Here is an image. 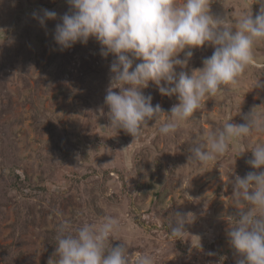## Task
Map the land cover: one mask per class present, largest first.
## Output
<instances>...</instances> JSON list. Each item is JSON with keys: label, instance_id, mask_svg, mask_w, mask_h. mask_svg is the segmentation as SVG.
Returning a JSON list of instances; mask_svg holds the SVG:
<instances>
[{"label": "rangeland", "instance_id": "obj_1", "mask_svg": "<svg viewBox=\"0 0 264 264\" xmlns=\"http://www.w3.org/2000/svg\"><path fill=\"white\" fill-rule=\"evenodd\" d=\"M69 7L67 0H0V264H48L60 220L80 226L105 215L121 221L113 247L125 241L130 253L153 255L155 264H237L241 256L227 235L226 218L238 217L240 209L231 201L229 181L264 171L247 163L250 146L264 143V135L234 141L206 165L191 162L190 149L204 130L245 123L243 117L264 104V42L255 46L256 65L237 90L226 87L206 97L203 112L171 136L159 134L165 117L148 121L134 141L123 129L110 128L105 96L115 57H103L95 39L64 50L54 41ZM42 9L55 11L58 19L41 26L32 13ZM251 9L255 17L261 4L211 5L214 15L233 21ZM192 51L188 68L177 67V73L202 68L214 48ZM142 91L167 114L179 103L154 82ZM177 212L193 214L183 240L168 235Z\"/></svg>", "mask_w": 264, "mask_h": 264}, {"label": "clouds", "instance_id": "obj_2", "mask_svg": "<svg viewBox=\"0 0 264 264\" xmlns=\"http://www.w3.org/2000/svg\"><path fill=\"white\" fill-rule=\"evenodd\" d=\"M213 2L67 0L70 7L59 17L54 41L64 50L95 39L103 57H115L105 96L110 128L123 129L135 141L143 137L148 121L158 123L167 117L159 134L171 136L182 122L192 119L197 111L203 112L206 97H216L226 87L233 91L239 88L247 69L256 65L255 46L264 42V0H256L261 9L255 17L251 9L235 21L229 15H214ZM32 16L43 27L46 21L58 19V14L48 9L34 11ZM204 46L214 51L204 59L202 68L190 74L176 72L177 67L188 68L192 49ZM134 60L140 61L135 67ZM149 82H154L162 95L179 100L170 114L159 104L153 106L152 96L143 93ZM259 86L257 81L255 88ZM243 119L245 123L226 122L204 130L190 149V161L206 165L223 157L234 141L264 135V104L254 107ZM250 150L253 158L247 163L254 169H264V143L250 146ZM229 184L233 187L231 201L240 209L238 217L226 218L230 225L227 235L241 256L237 264H264V171L237 175ZM192 215L177 212L174 224L172 220L169 223V237L183 240ZM120 231L118 216L105 215L99 222L80 226L62 219L57 224L56 248L48 264H155L153 255L130 253L125 241L113 247L111 241L118 240Z\"/></svg>", "mask_w": 264, "mask_h": 264}]
</instances>
